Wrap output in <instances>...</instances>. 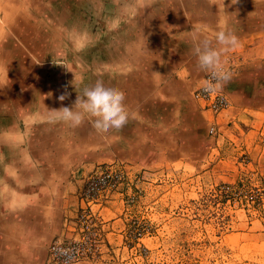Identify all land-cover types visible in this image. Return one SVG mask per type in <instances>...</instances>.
<instances>
[{"label": "crops", "instance_id": "obj_1", "mask_svg": "<svg viewBox=\"0 0 264 264\" xmlns=\"http://www.w3.org/2000/svg\"><path fill=\"white\" fill-rule=\"evenodd\" d=\"M94 1L0 0V264H51L49 245L77 234L85 179L98 165H174L196 147L204 158L216 149L232 155L235 141L264 134V0ZM97 7L119 38L116 62L79 66L73 51L94 40L86 25ZM130 8L141 10L134 24ZM168 9L173 22L162 24ZM222 28L239 46L221 59L234 54L242 66L222 84L230 107L215 115L192 96L208 71L198 66L192 34L199 29L219 48L214 33ZM110 72L117 78L105 80ZM97 77L124 93L129 118L120 129H98L90 114L76 126L53 118ZM211 125L216 136L207 134ZM114 205L100 211L104 219L125 222Z\"/></svg>", "mask_w": 264, "mask_h": 264}, {"label": "rangeland", "instance_id": "obj_2", "mask_svg": "<svg viewBox=\"0 0 264 264\" xmlns=\"http://www.w3.org/2000/svg\"><path fill=\"white\" fill-rule=\"evenodd\" d=\"M101 2L94 1L97 5ZM137 10L141 11L130 8L126 12L133 16ZM94 12V25H86L94 40H89L88 47L78 43V52L73 51V63L79 66L96 67L102 60L104 65L116 62L119 38L102 25L105 10L97 7ZM173 14L175 10H166L161 23L173 22L169 18ZM129 21L134 24V16ZM131 24L127 29L138 32L140 26ZM128 32L122 35L127 38ZM104 78L111 81L117 77L110 72ZM256 126L260 128L261 120ZM246 140L244 145L235 141L238 146L234 143L236 153L232 155H222L216 149L204 158V149L196 147L188 162L184 158L183 163L174 161V165L138 171L122 165L135 185L126 192L135 194L137 201L114 202L117 213L126 215L125 222L122 217L114 220L119 219L116 226L101 213L105 222L101 235L110 245L104 248L100 264H264V134L251 133ZM107 233L113 235L106 237Z\"/></svg>", "mask_w": 264, "mask_h": 264}, {"label": "built area", "instance_id": "obj_3", "mask_svg": "<svg viewBox=\"0 0 264 264\" xmlns=\"http://www.w3.org/2000/svg\"><path fill=\"white\" fill-rule=\"evenodd\" d=\"M222 66L230 72V77L237 74L241 63L234 54H227L222 59ZM211 78L206 72L203 84L193 92V99L203 105L205 110L219 115L230 107L229 99L221 87L215 92L204 90V84ZM217 127L211 125L210 136H216ZM125 168L117 163L98 165L85 179V188L81 195L83 207L77 218V234L68 240H57L48 247V257L51 264H77L80 262L99 263L104 254V248L110 245L102 238L104 224L101 210L111 202L137 201L135 194L126 192L135 185L129 180ZM125 233V232H124Z\"/></svg>", "mask_w": 264, "mask_h": 264}, {"label": "clouds", "instance_id": "obj_4", "mask_svg": "<svg viewBox=\"0 0 264 264\" xmlns=\"http://www.w3.org/2000/svg\"><path fill=\"white\" fill-rule=\"evenodd\" d=\"M215 42L220 47L213 46L211 36L201 38L200 30L195 29L192 34L198 43L194 47L197 63L200 69L208 70L211 78L205 82L204 90L212 93L221 87V82L230 79V72L224 69L221 53L239 46L238 37L223 28L214 33ZM65 97L61 95L60 100ZM54 119L79 125L90 114L93 125L98 129H120L128 120L129 113L124 104V93L114 85L105 83L100 77L84 88L82 96H77L74 106H62L53 110Z\"/></svg>", "mask_w": 264, "mask_h": 264}, {"label": "bare ground", "instance_id": "obj_5", "mask_svg": "<svg viewBox=\"0 0 264 264\" xmlns=\"http://www.w3.org/2000/svg\"><path fill=\"white\" fill-rule=\"evenodd\" d=\"M72 17V16H71ZM75 19V18H74Z\"/></svg>", "mask_w": 264, "mask_h": 264}]
</instances>
